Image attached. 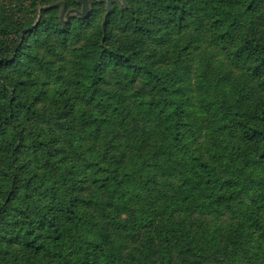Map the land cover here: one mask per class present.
I'll return each mask as SVG.
<instances>
[{
    "label": "trees",
    "instance_id": "1",
    "mask_svg": "<svg viewBox=\"0 0 264 264\" xmlns=\"http://www.w3.org/2000/svg\"><path fill=\"white\" fill-rule=\"evenodd\" d=\"M0 0V264H264V0Z\"/></svg>",
    "mask_w": 264,
    "mask_h": 264
},
{
    "label": "water",
    "instance_id": "2",
    "mask_svg": "<svg viewBox=\"0 0 264 264\" xmlns=\"http://www.w3.org/2000/svg\"><path fill=\"white\" fill-rule=\"evenodd\" d=\"M106 2V8L109 10L111 8L112 2L119 1V0H100ZM81 2L84 4V7L87 8V1L81 0Z\"/></svg>",
    "mask_w": 264,
    "mask_h": 264
},
{
    "label": "rangeland",
    "instance_id": "3",
    "mask_svg": "<svg viewBox=\"0 0 264 264\" xmlns=\"http://www.w3.org/2000/svg\"><path fill=\"white\" fill-rule=\"evenodd\" d=\"M100 1V0H99ZM104 2V1H103Z\"/></svg>",
    "mask_w": 264,
    "mask_h": 264
}]
</instances>
